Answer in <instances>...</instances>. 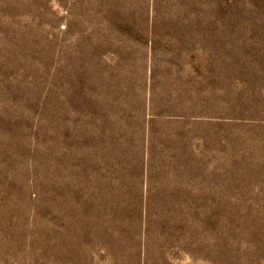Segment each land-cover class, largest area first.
<instances>
[{
  "label": "rangeland",
  "instance_id": "1",
  "mask_svg": "<svg viewBox=\"0 0 264 264\" xmlns=\"http://www.w3.org/2000/svg\"><path fill=\"white\" fill-rule=\"evenodd\" d=\"M0 264H264V0H0Z\"/></svg>",
  "mask_w": 264,
  "mask_h": 264
}]
</instances>
